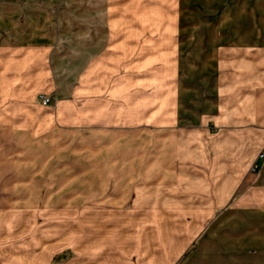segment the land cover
<instances>
[{"label": "rangeland", "instance_id": "rangeland-1", "mask_svg": "<svg viewBox=\"0 0 264 264\" xmlns=\"http://www.w3.org/2000/svg\"><path fill=\"white\" fill-rule=\"evenodd\" d=\"M160 3L175 28L145 29L144 43L128 46L138 54L115 58L106 44L66 78V95H80L83 106L74 124L20 148L0 133V264H108V251L112 264H145L152 248L163 257L184 246L193 222L184 264L220 213L242 197L264 198V61L249 59V46L233 55L227 32L238 0ZM229 192L210 218L183 215ZM137 199L171 204L177 215L122 217ZM251 219L226 217L219 235L227 264L238 259L234 240L239 264H255L244 257L255 234L264 238V220Z\"/></svg>", "mask_w": 264, "mask_h": 264}, {"label": "crops", "instance_id": "crops-1", "mask_svg": "<svg viewBox=\"0 0 264 264\" xmlns=\"http://www.w3.org/2000/svg\"><path fill=\"white\" fill-rule=\"evenodd\" d=\"M97 2L0 0V133L8 132L15 147L26 146L30 140H42V136L45 140L50 132L59 133L64 131L66 124H74V116L81 112L83 106L77 100L80 95H66L73 87L66 78L79 75L82 62L100 58L98 55L104 51L102 46L111 45L108 55L115 58L138 54L139 48L128 46L143 44L145 29L175 28L171 20L165 21L169 11L161 10L160 0H132L131 7H134L131 9L124 6L128 0H108L110 7H98ZM101 8L104 9L103 15H108V20L99 17L102 14L98 9ZM130 12L133 17L129 15ZM127 13L130 17H127ZM230 20L228 22L232 23V29L227 32L230 38L227 37L231 39L229 43L233 45L234 57L240 58L241 47L249 46L250 53L256 54L249 59L264 61V0H238ZM99 28L106 30L105 36L97 33ZM39 93L52 94L55 101L51 105H43L40 100L37 102ZM38 111L45 112V115L38 116ZM230 196L229 192L227 196L217 198L216 202H207L200 210L192 206L185 207L183 215H192L193 220V214L199 213L201 221L208 219L215 214L216 209L218 212L222 209ZM136 201L130 208L121 210L122 217L128 218L135 213L137 216L154 217L162 212L177 215L171 204L162 203L170 205L162 208L161 202L155 203L153 199ZM140 204L147 207L140 208ZM240 213L254 217L249 222L264 220V198L242 197L232 208L220 213L207 228L200 247L192 252L191 259L184 264H227L228 259L222 251L225 241L219 231L225 226L227 216ZM260 230L263 229L258 228L256 231ZM196 232L197 226L192 222L187 227L184 246H170L163 257L157 252L160 250L152 248V257L145 264H178L183 253V256H187ZM255 235L258 240L255 239L256 246L251 250L254 253L248 252L244 260L264 264V238L259 232ZM234 241L232 247L236 248L234 250L237 251L238 259L233 257L232 261L233 264L236 261L239 264L242 251L239 250L240 246H235ZM112 262L108 251V264ZM119 263L123 264V260ZM59 264L80 263L64 261Z\"/></svg>", "mask_w": 264, "mask_h": 264}, {"label": "built area", "instance_id": "built-area-1", "mask_svg": "<svg viewBox=\"0 0 264 264\" xmlns=\"http://www.w3.org/2000/svg\"><path fill=\"white\" fill-rule=\"evenodd\" d=\"M40 100L43 105H50L53 101V97L48 94H41Z\"/></svg>", "mask_w": 264, "mask_h": 264}]
</instances>
